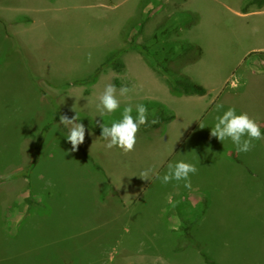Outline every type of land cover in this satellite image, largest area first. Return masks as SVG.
Returning a JSON list of instances; mask_svg holds the SVG:
<instances>
[{"label": "rangeland", "instance_id": "rangeland-1", "mask_svg": "<svg viewBox=\"0 0 264 264\" xmlns=\"http://www.w3.org/2000/svg\"><path fill=\"white\" fill-rule=\"evenodd\" d=\"M114 1L0 0V264H206L201 251L217 264H264V139L243 153L210 135L228 108L264 134V6L243 13L247 0ZM186 10L199 22L176 28ZM144 17L137 41L150 52L200 45V60L181 74L208 94L192 103L169 92L175 120L161 132L139 130L132 152L107 149L84 124L85 141L72 152L62 115L110 126L128 104L133 117L143 104L148 118L152 93L167 87L137 50L121 56L124 69L74 84L126 46ZM108 83L131 91L102 118L95 105ZM179 161L198 169L191 190L157 178ZM145 169L147 181L138 177ZM204 194L207 209L189 238L179 227L202 210Z\"/></svg>", "mask_w": 264, "mask_h": 264}, {"label": "clouds", "instance_id": "clouds-1", "mask_svg": "<svg viewBox=\"0 0 264 264\" xmlns=\"http://www.w3.org/2000/svg\"><path fill=\"white\" fill-rule=\"evenodd\" d=\"M91 59L92 54L88 53L89 62H91ZM130 91L131 89L126 86H122L117 90L114 84H106L95 105L99 116L103 118V116L117 111L121 104L118 94L121 97H127ZM222 107V105H218L217 109L219 110ZM135 110L137 115L133 117V107L128 104L124 107L122 118L119 121L113 122L110 126L104 123L99 125L102 129L101 137L106 141L105 147L107 149L118 147L124 153L134 150L137 133L140 127L148 122L147 108L143 104L136 105ZM215 120L214 126L211 127V137H215L221 142L230 139L235 145L237 152L247 153L255 147L253 144L254 140L264 139V134L261 133L259 124L250 118L247 113L237 114L235 108H228L222 115H218ZM78 121V114L71 118L67 115L60 117V124L68 129L66 139L71 144L72 152L77 151L78 147L85 141V126ZM152 123H156V121L153 120ZM204 127L203 124L200 125V128ZM167 167L168 172L162 177L158 176V179H161L165 184L172 181H183L185 188L192 189L190 177L198 171L195 165L179 161L169 163ZM151 173L152 169H145L139 173L138 177L147 181Z\"/></svg>", "mask_w": 264, "mask_h": 264}, {"label": "trees", "instance_id": "trees-1", "mask_svg": "<svg viewBox=\"0 0 264 264\" xmlns=\"http://www.w3.org/2000/svg\"><path fill=\"white\" fill-rule=\"evenodd\" d=\"M264 6V0H247V2L241 8V12L245 13L249 11L250 8H262ZM199 14L190 10H186L183 16L175 24L176 28L188 29L196 25L199 22ZM146 18L140 19L137 25L136 32L132 34L126 46L119 47L113 51H110L104 58L103 62L95 69V71L84 79L76 80L74 84H93L96 82L99 74L106 68L112 67L116 71L124 69L125 65L121 56L128 50H137L143 57L147 60L150 67L163 75L166 76V84L169 92L174 96H184V95H204L207 93V89L198 82L191 80L188 76L182 75L181 70L183 67L196 63L200 60L202 56V48L199 44L182 40L179 41L178 45H170L169 48L163 47L162 50L150 52L149 47L145 44H140L137 38L140 36ZM162 23H159V27ZM163 36L168 35V32L162 33ZM156 42L159 37H155ZM263 54V53H260ZM154 111L147 118L148 122L140 127L139 130H157L162 131V128L166 126L175 118V114L163 103L152 102L150 103ZM59 114V113H58ZM60 115V114H59ZM155 120L156 123H152ZM80 123L86 125L93 132L101 135V127L93 123L91 120L80 117ZM49 128V125H45L41 136H39L34 145V158L30 165L34 166L38 154V150L45 138V132ZM139 132V131H138ZM138 136V133H137ZM98 168V166H96ZM202 210L195 214V219L189 220L184 219L179 229H183L184 234L191 238L189 230L195 224L198 219L201 218L202 214L206 211L208 206L209 197L207 194L203 195ZM27 203L31 206L32 197L31 194L26 199ZM28 205V206H29ZM185 224V225H184ZM189 241V240H188ZM192 242V241H191ZM201 256L206 264H217L214 259H212L207 253L201 251Z\"/></svg>", "mask_w": 264, "mask_h": 264}, {"label": "crops", "instance_id": "crops-1", "mask_svg": "<svg viewBox=\"0 0 264 264\" xmlns=\"http://www.w3.org/2000/svg\"><path fill=\"white\" fill-rule=\"evenodd\" d=\"M31 1V0H30ZM34 2H38V3H41V2H58L60 0H32ZM112 1V0H111ZM107 2V1H106ZM113 3L112 5H115L116 6V2L113 0ZM26 16H28L29 18H31L29 16V13L28 14H25ZM132 51V50H131ZM191 79V78H190ZM192 80V79H191ZM167 85V84H166ZM202 85V84H201ZM205 87V86H204ZM206 88V87H205ZM159 93V94H158ZM158 93H152L151 97L154 98L155 100H157L158 102L160 103H163L165 104L170 110L172 109L171 108V105L169 104V102L172 101L171 99V94L169 93V90H168V87H162L161 90H158ZM208 94V91L207 93ZM184 95V96H180L183 98V101H187V102H192V103H199V102H202L205 98V95ZM150 96V94H149ZM172 111V110H171ZM173 112V111H172ZM174 113V112H173ZM175 114V113H174ZM175 118H176V114H175ZM175 118L171 121L173 122L175 120ZM171 122H169L167 125L171 124Z\"/></svg>", "mask_w": 264, "mask_h": 264}]
</instances>
